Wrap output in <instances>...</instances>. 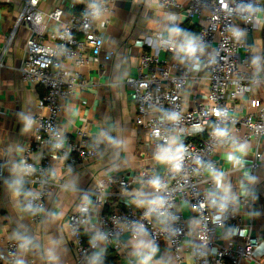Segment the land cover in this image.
Instances as JSON below:
<instances>
[{
	"label": "built area",
	"instance_id": "built-area-1",
	"mask_svg": "<svg viewBox=\"0 0 264 264\" xmlns=\"http://www.w3.org/2000/svg\"><path fill=\"white\" fill-rule=\"evenodd\" d=\"M39 2L23 0L0 50L1 70L15 32L20 26L28 29L19 71L24 82L43 89L33 115L34 138L20 161V180L28 186L22 203L34 222L43 214L48 192L64 187L55 161L71 173L103 153L101 142L89 138L86 125L71 137L59 125L61 99L81 85L78 71L66 64L104 72L114 56L104 50L96 21L105 15L108 22L115 0H67L49 12L41 11ZM158 4L182 11L198 26L190 35L171 18L172 29L167 35L158 31L147 38L149 48L139 57L135 73L122 82L132 92L134 123L147 136L153 156L162 158L163 171L156 174L145 165L137 175H107L83 191L78 206L67 215L76 263L93 264L101 248L119 252L122 236L127 235L164 244L175 264H264V234L252 235L250 226L242 232V215L236 209L238 202L251 206L252 198L220 192L212 173L218 170L217 149H233L248 139L254 140L253 160L245 165L237 158L230 171L253 177L261 160L264 103L253 114L237 115L233 102L262 83L260 75L251 72V45L244 33L261 26L264 64V0H158ZM50 21L58 28L50 27ZM189 45L193 53L187 51ZM160 52L165 53L163 58ZM198 80L204 82L205 92L200 98L193 94L188 106L184 91ZM173 115L178 119H171ZM215 128L226 129L228 135L214 136ZM31 150L39 153L38 159L29 158ZM134 182L146 187L140 193L145 203L104 210L109 196L128 197ZM181 201L187 203L192 220L178 209ZM30 249L28 241L11 238L0 253V264H37L28 257Z\"/></svg>",
	"mask_w": 264,
	"mask_h": 264
},
{
	"label": "crops",
	"instance_id": "crops-1",
	"mask_svg": "<svg viewBox=\"0 0 264 264\" xmlns=\"http://www.w3.org/2000/svg\"><path fill=\"white\" fill-rule=\"evenodd\" d=\"M22 2L0 0V50L5 45ZM65 2L67 0H40L38 6L41 11L49 12ZM173 17L179 24L194 22L187 20L182 11L163 9L158 0H115L108 22H105V15L96 21L98 30L103 34L104 50L114 52L112 62L104 72L95 67L76 68L66 64L69 70L78 71L81 85L72 95L61 99L59 125L68 137L74 134L76 128L86 125L89 138L101 142L103 153L71 173L63 171L55 161V172L64 187L48 192L38 222L32 221L30 213L23 207L22 199L28 186L20 180V161L34 138L33 115L43 89L21 79L19 67L29 31L24 26L17 29L7 47L4 67L0 70V253L4 252L9 239L17 238L31 244L28 257L37 264H77L67 215L76 209L84 196L83 191L94 187L98 179L107 175H137L145 165L150 166L156 174L163 171L162 158L153 156L147 136L143 131H138L134 123L132 92L122 82L135 73L139 57L144 49L149 48L147 38L158 31L167 35L172 29ZM48 24L58 28L51 21ZM244 36L251 45V72L260 75L262 83L233 102L237 115L253 114L264 103L261 26L244 33ZM164 56L165 53L160 52V58ZM184 92L185 101L191 106L193 94L200 98L205 92L204 82L198 80ZM261 140V160L253 177L242 171H230L237 158H242L245 165L253 160V139L241 143L246 145L243 152L237 147L217 149L215 155L217 174L222 173L216 179L217 190L227 196L242 194L252 198L251 206L236 204L243 219L240 229L244 232L250 226L252 235L264 234V135ZM229 152L236 157L234 161L228 160ZM28 156L35 160L39 158V153L31 150ZM145 189L139 182H134L129 188L128 197L109 196L104 210L123 208L125 204H137L139 201L145 203L147 199L140 196ZM113 190L109 188V191ZM178 209L191 219L192 212L186 202L181 201ZM122 241L119 252L101 248L95 256H103L111 251L117 257L114 264H175L164 244L157 246L146 237L131 239L127 235L122 236ZM241 264L254 262L243 261Z\"/></svg>",
	"mask_w": 264,
	"mask_h": 264
},
{
	"label": "clouds",
	"instance_id": "clouds-1",
	"mask_svg": "<svg viewBox=\"0 0 264 264\" xmlns=\"http://www.w3.org/2000/svg\"><path fill=\"white\" fill-rule=\"evenodd\" d=\"M92 7H95V5H92ZM96 15H97V16L99 15V12H98V11H97ZM187 51H188L189 53H193V52L195 51V49H194L191 45H189V47L187 48ZM214 111H215V114H216L217 116L220 115V111H219V110H214ZM171 119L176 120V119H178V117L175 116V115H173V116L171 117ZM213 135L216 136V137H218V138H219V137H226V136L228 135V132H227L226 129L215 128L214 131H213ZM245 147H246V145H244V144H239V145H237L238 150H240L241 152L244 151ZM182 151H183V147H182V146H181V148L177 149V152H178V153H179V152H182ZM227 158H228L229 161H234V160L236 159V157H235L231 152H229ZM176 159H182V157H181V156H177ZM165 162H167V161H165ZM179 167H180V165L177 164V165H176V170H179ZM212 173H213V175H214L217 179H219V176L222 175V173H221V174H217V173H215V170H214V169L212 170ZM154 186H157V187H158V184H157L156 182H154ZM153 203H157V202H156V201H153Z\"/></svg>",
	"mask_w": 264,
	"mask_h": 264
},
{
	"label": "trees",
	"instance_id": "trees-1",
	"mask_svg": "<svg viewBox=\"0 0 264 264\" xmlns=\"http://www.w3.org/2000/svg\"><path fill=\"white\" fill-rule=\"evenodd\" d=\"M179 29L187 34L193 35L197 32L198 26L196 23L189 24L187 21L183 22L179 25ZM116 255L111 251H107V253L103 256H94L93 264H114L116 261Z\"/></svg>",
	"mask_w": 264,
	"mask_h": 264
}]
</instances>
